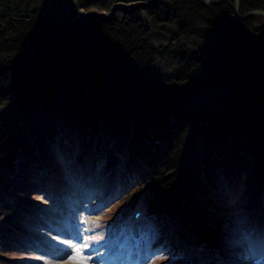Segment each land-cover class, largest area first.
Listing matches in <instances>:
<instances>
[{
    "label": "trees",
    "instance_id": "trees-1",
    "mask_svg": "<svg viewBox=\"0 0 264 264\" xmlns=\"http://www.w3.org/2000/svg\"><path fill=\"white\" fill-rule=\"evenodd\" d=\"M233 8L0 0V264L28 261L17 245L39 206L29 197L65 184V166L89 183L100 169L130 182L123 215L143 208L141 237L174 225L229 260L237 219L260 229L264 17L239 21ZM252 10L264 0H239L241 15ZM164 264H195L194 254Z\"/></svg>",
    "mask_w": 264,
    "mask_h": 264
},
{
    "label": "rangeland",
    "instance_id": "rangeland-1",
    "mask_svg": "<svg viewBox=\"0 0 264 264\" xmlns=\"http://www.w3.org/2000/svg\"><path fill=\"white\" fill-rule=\"evenodd\" d=\"M59 161L64 164L62 157H58ZM64 174L67 185L42 183L41 190L46 189L48 193L29 197L40 209L33 211L36 218L28 216L24 224H19L27 232L26 242L30 244L19 251V259L32 263L20 260L13 264H77V261L83 264H164L168 258L189 255L193 251L197 253L196 264H226L218 257L209 259L199 253L200 248L191 246L189 238L174 227L167 228V236L158 241H154V233L149 232L153 242L135 244L127 226L118 223L123 219V191L129 188L130 182L110 184L107 177L112 173L100 178L101 169L90 183L71 175L68 166ZM54 189L60 197L66 196L67 200L60 199L67 204L64 207L68 215L59 198L52 196ZM230 193L231 197L235 194L231 190ZM244 193L239 194L242 200L246 197ZM15 195L16 192L11 198L8 196V201L12 202ZM241 219H237V236L227 252L231 253L230 264H264V224L255 229L243 223V216ZM128 223L130 227L134 225ZM61 227H65L64 234L60 232ZM4 249L1 247L0 251Z\"/></svg>",
    "mask_w": 264,
    "mask_h": 264
},
{
    "label": "water",
    "instance_id": "water-1",
    "mask_svg": "<svg viewBox=\"0 0 264 264\" xmlns=\"http://www.w3.org/2000/svg\"><path fill=\"white\" fill-rule=\"evenodd\" d=\"M216 1H223V0H206V2L208 4H211V3L216 2ZM235 5L236 6H235V9H234V12H235V15H236V17H237V19L239 21H243V20H245L246 18H248L251 15H262L264 17V11L263 10L249 11L246 14L240 16V14H239V1L238 0H235Z\"/></svg>",
    "mask_w": 264,
    "mask_h": 264
},
{
    "label": "bare ground",
    "instance_id": "bare-ground-1",
    "mask_svg": "<svg viewBox=\"0 0 264 264\" xmlns=\"http://www.w3.org/2000/svg\"><path fill=\"white\" fill-rule=\"evenodd\" d=\"M60 232H61V233H64V232H66V231L63 229V227H61Z\"/></svg>",
    "mask_w": 264,
    "mask_h": 264
},
{
    "label": "snow or ice",
    "instance_id": "snow-or-ice-1",
    "mask_svg": "<svg viewBox=\"0 0 264 264\" xmlns=\"http://www.w3.org/2000/svg\"><path fill=\"white\" fill-rule=\"evenodd\" d=\"M77 264H83V262L82 261H77Z\"/></svg>",
    "mask_w": 264,
    "mask_h": 264
}]
</instances>
